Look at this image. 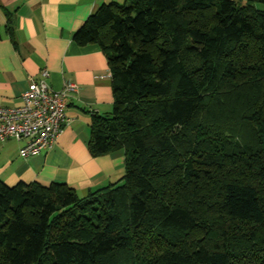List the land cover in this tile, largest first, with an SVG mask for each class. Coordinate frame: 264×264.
<instances>
[{"label": "trees", "instance_id": "1", "mask_svg": "<svg viewBox=\"0 0 264 264\" xmlns=\"http://www.w3.org/2000/svg\"><path fill=\"white\" fill-rule=\"evenodd\" d=\"M72 39L105 54L87 150L123 173L0 180V264H264V0L103 3Z\"/></svg>", "mask_w": 264, "mask_h": 264}, {"label": "crops", "instance_id": "2", "mask_svg": "<svg viewBox=\"0 0 264 264\" xmlns=\"http://www.w3.org/2000/svg\"><path fill=\"white\" fill-rule=\"evenodd\" d=\"M122 1L0 0V26L5 12L13 16L11 34L0 39V106H19L22 92L42 69L54 91L66 82L77 84L65 98L67 122L51 148L22 156L25 139L0 143V180L7 185L57 181L84 195L122 175L121 152L93 157L87 150L91 118L110 111L113 100L105 54L96 44L80 46L72 39L99 5Z\"/></svg>", "mask_w": 264, "mask_h": 264}, {"label": "built area", "instance_id": "3", "mask_svg": "<svg viewBox=\"0 0 264 264\" xmlns=\"http://www.w3.org/2000/svg\"><path fill=\"white\" fill-rule=\"evenodd\" d=\"M42 69L38 79H32L22 92L19 106H0V143L25 139L19 153L28 156L52 147L66 124L65 98L77 91V84L66 82L59 91L52 90Z\"/></svg>", "mask_w": 264, "mask_h": 264}]
</instances>
